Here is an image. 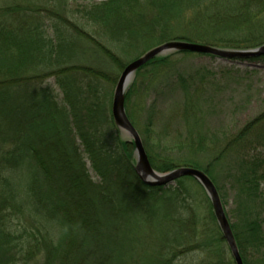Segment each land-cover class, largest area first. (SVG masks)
I'll return each instance as SVG.
<instances>
[{"label":"trees","instance_id":"16d2710c","mask_svg":"<svg viewBox=\"0 0 264 264\" xmlns=\"http://www.w3.org/2000/svg\"><path fill=\"white\" fill-rule=\"evenodd\" d=\"M94 1L0 0V264H235L197 181L150 187L140 179L134 147L112 117L107 87L117 77L88 59L115 64L110 41L125 52L146 41L145 53L174 41L258 48L264 0ZM76 3L89 25L72 20ZM192 55L156 58L137 72L125 104L133 126L128 102L146 74L157 91L162 75L169 92L183 91L185 125L203 116L191 78L170 63ZM152 117L150 109L151 127ZM190 137L176 147L210 152L206 165L190 159L184 167L209 177L224 209L228 187L234 210L225 212L243 263L264 264V112L221 142ZM147 155L158 173L177 168Z\"/></svg>","mask_w":264,"mask_h":264},{"label":"rangeland","instance_id":"374dc122","mask_svg":"<svg viewBox=\"0 0 264 264\" xmlns=\"http://www.w3.org/2000/svg\"><path fill=\"white\" fill-rule=\"evenodd\" d=\"M104 1L107 0H95L93 4H100ZM79 8L77 3L71 5L70 11L74 13L73 17L70 15L72 20L76 25H89L83 15L79 14ZM202 25H210V23L206 22ZM200 28L210 29L206 26H200ZM110 42L118 54L114 57L115 64L112 63L111 58L108 63L102 62L95 54H90L89 59L85 54L84 57L93 64L96 60L102 68L104 67L108 73L113 75L114 79L117 77L115 85L107 87V92L111 93L112 103L116 84L122 72L130 63L140 58L145 53V48L151 43H146V41L136 43L133 48L129 49V52H125L118 41ZM77 49L83 52L79 47ZM174 60L177 63H170L174 65L179 63L178 70L191 78L192 88L188 89V92L193 96V103L197 107H202L203 116L189 115L190 121H187L185 125L183 116L187 114L181 111V107L186 95L179 89L169 92L162 86L166 80L164 75L159 80L161 84L157 91V83L152 88L149 74L141 79L139 91L128 102L129 116L134 119L135 128L142 138L147 154L156 159L157 157L168 159L177 168L184 167L183 163L190 159L206 165L208 162L206 154L210 150L207 153L198 152L199 154L196 155L191 151L180 150L175 143L187 137L191 138L190 135L196 140L203 137L208 141L221 142L222 138L236 134L244 124L261 115L264 112V63L198 54L178 57ZM198 98L200 101L197 104ZM150 109H152L154 119L152 127L149 126ZM166 138L169 141L168 145L161 142L163 140L165 142ZM255 143L258 144V142ZM196 147H198L197 142ZM257 150L259 155L264 157V147L259 146ZM261 192L264 197V184ZM224 193L226 195L225 209L231 215L234 210L233 197L226 185H224Z\"/></svg>","mask_w":264,"mask_h":264},{"label":"water","instance_id":"95a60500","mask_svg":"<svg viewBox=\"0 0 264 264\" xmlns=\"http://www.w3.org/2000/svg\"><path fill=\"white\" fill-rule=\"evenodd\" d=\"M181 52L210 55L224 59L245 60L264 56V45L250 50H222L194 43L174 41L150 50L142 57L130 63L122 72L116 84L113 96V121L119 131L128 139V142L133 145L136 159L135 171L147 186L165 187L183 178H192L201 185L211 202L216 221L235 264H244L219 194L209 177L204 172L190 167L176 168L164 174L156 172L150 164L140 134L133 126L126 113V95L135 81L137 72L156 58Z\"/></svg>","mask_w":264,"mask_h":264}]
</instances>
